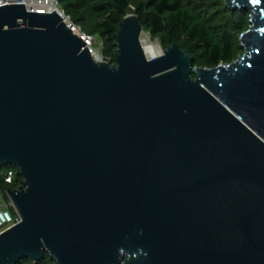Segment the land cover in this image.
Here are the masks:
<instances>
[{
	"label": "water",
	"instance_id": "1",
	"mask_svg": "<svg viewBox=\"0 0 264 264\" xmlns=\"http://www.w3.org/2000/svg\"><path fill=\"white\" fill-rule=\"evenodd\" d=\"M244 55L148 58L127 15L115 65L57 13L0 7V166L21 223L0 264H264V0Z\"/></svg>",
	"mask_w": 264,
	"mask_h": 264
},
{
	"label": "trees",
	"instance_id": "2",
	"mask_svg": "<svg viewBox=\"0 0 264 264\" xmlns=\"http://www.w3.org/2000/svg\"><path fill=\"white\" fill-rule=\"evenodd\" d=\"M56 1L71 21L89 35H93V32L87 21L89 19L97 21V33L107 42H116L115 35L119 25L127 15H130L128 12H132L134 8L133 14L139 16L144 30L157 35L167 33L171 45L178 44L180 37L184 36L188 44L183 50L190 56L199 46H203L209 68L217 67L221 63H231L234 59L231 42H221L216 39L206 25L185 6L184 0ZM105 60L111 65L110 60ZM19 182L20 180H16L14 185H18ZM4 185L3 179L0 178V186ZM19 264L34 263L23 260ZM37 264H55V262L46 255L44 260Z\"/></svg>",
	"mask_w": 264,
	"mask_h": 264
},
{
	"label": "rangeland",
	"instance_id": "3",
	"mask_svg": "<svg viewBox=\"0 0 264 264\" xmlns=\"http://www.w3.org/2000/svg\"><path fill=\"white\" fill-rule=\"evenodd\" d=\"M184 4L190 11L194 13L200 22L206 25L207 29L211 31L216 39L221 42H231L234 56L232 62L244 55L240 38L248 31L250 27V15L248 12L230 10L226 7V0H184ZM60 10L61 12L65 13L62 8H60ZM133 11L134 8L132 9V12H128V14H133ZM87 24L93 32L92 36L95 39V50L103 59L110 60L111 66H114L115 53L117 50L116 42H107L100 37V35L97 33V21L89 19ZM141 38L142 40L149 39L152 43L157 44L162 50L163 54L169 47L172 46L169 42V36L167 33L157 35L151 31L144 30ZM177 43L185 50L188 40L184 36H181ZM191 56L195 59V67L209 68L206 62L203 46H199L196 49V52L191 54ZM7 169L8 167L0 166V172L5 173ZM19 185L20 183L18 185H14L13 187L4 185L2 187L0 186V188L3 191H6L10 188L16 189L19 187Z\"/></svg>",
	"mask_w": 264,
	"mask_h": 264
},
{
	"label": "built area",
	"instance_id": "4",
	"mask_svg": "<svg viewBox=\"0 0 264 264\" xmlns=\"http://www.w3.org/2000/svg\"><path fill=\"white\" fill-rule=\"evenodd\" d=\"M11 4H24L29 11L41 14L53 13L54 11H52V7H55L58 9L60 15L63 17L64 22L70 28V30L87 44V47L91 51L94 60L97 63L107 62L95 50L94 37L85 33L80 26L74 24L71 21L69 16H66L65 13L61 12L59 4L56 0H0V7ZM0 178L3 179V184L9 186H13L14 183H16V180L20 179L19 187L21 186L22 178L19 176L17 169L8 167L5 173L0 172ZM19 187L16 189L10 188L6 191H3L0 188V235L21 223V217L8 193L9 190H17Z\"/></svg>",
	"mask_w": 264,
	"mask_h": 264
},
{
	"label": "bare ground",
	"instance_id": "5",
	"mask_svg": "<svg viewBox=\"0 0 264 264\" xmlns=\"http://www.w3.org/2000/svg\"><path fill=\"white\" fill-rule=\"evenodd\" d=\"M52 11L59 13L58 9H56L55 7H52ZM141 41L142 46L144 48V52L148 58H156L163 54L159 46L157 44L152 43L149 39L142 40L141 38Z\"/></svg>",
	"mask_w": 264,
	"mask_h": 264
}]
</instances>
